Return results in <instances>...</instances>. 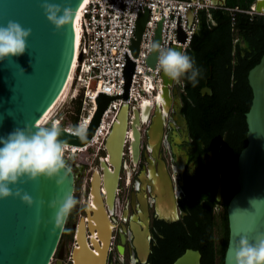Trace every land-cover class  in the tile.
Returning a JSON list of instances; mask_svg holds the SVG:
<instances>
[{
	"label": "flooded vegetation",
	"instance_id": "af4514ba",
	"mask_svg": "<svg viewBox=\"0 0 264 264\" xmlns=\"http://www.w3.org/2000/svg\"><path fill=\"white\" fill-rule=\"evenodd\" d=\"M227 1L214 0L224 10L228 7ZM257 1L253 0L249 10L251 15L264 20L263 7L261 12L252 11ZM182 52L192 57L194 66L200 70L198 83L193 87L187 74L179 83L171 79L170 83L163 84L162 80L159 101L146 106L143 117H138L137 122L133 120L138 132L137 144L134 137L129 150L122 144L117 181L109 205L100 181V201L109 228L105 264H172L187 248L199 251L202 264V251L183 244L198 235L199 243L204 245L205 236L210 232L211 216L213 249L218 251L221 246L226 177L236 169L237 155L246 144L245 113L252 93L247 73L245 85L237 75L244 72V62L250 59L249 47L244 37L234 35L229 54H219L211 60L193 51L190 43ZM228 61L230 66H227ZM156 116L160 119L159 128L153 130ZM101 161L112 170L104 156L93 160L89 172L68 163L74 176L73 194L78 201L67 218L76 217L70 226L73 246L78 222L85 217L87 200L92 197V175L98 173L100 178L103 175ZM210 194L217 203L210 204ZM86 234L93 250L87 227ZM216 257L214 264H217ZM53 258L54 264L56 255Z\"/></svg>",
	"mask_w": 264,
	"mask_h": 264
},
{
	"label": "water",
	"instance_id": "95a60500",
	"mask_svg": "<svg viewBox=\"0 0 264 264\" xmlns=\"http://www.w3.org/2000/svg\"><path fill=\"white\" fill-rule=\"evenodd\" d=\"M49 2L73 8L74 16L69 25L56 29L46 19L41 7L42 0H0V25L13 20L19 22L22 27L31 29V34L27 37L26 51L22 55L0 61V136L2 137H6L15 128H23L25 125L35 130V127L39 126L36 122L55 101L67 80L78 25L75 11L82 0H49ZM261 7L264 8V0H258L252 11L261 12L263 9ZM140 31L141 26L137 29L135 49ZM173 49L181 51L179 47ZM124 58L127 60L122 74L123 93L109 96L99 92L95 97L97 109L86 128L85 139L82 140L74 133L61 128V140L75 145L85 144L96 129L108 101L119 96H128L135 61L129 58L126 51ZM162 80L163 84L171 81L163 72ZM247 81L252 98L245 113L246 144L236 158L237 190L226 205L228 238L223 264H231L229 256L232 253L228 249L230 240L235 245L241 236H246L249 242H254L256 235L264 232V52L258 62L248 70ZM126 112L127 108L124 106L105 144L107 161L112 165V170L105 161H101V165L103 164L116 178L119 171L118 155L122 145V133L126 127ZM134 116L139 117L138 112L134 111ZM153 120L151 128L154 130L159 128L160 119L156 116ZM132 129L137 144L138 132L133 125ZM99 177L98 173H94L90 181L91 200L95 207L90 214L95 219H92L94 226L89 224L88 218L85 222L89 231L94 228V237L97 242L99 240L100 249L92 255L90 253L92 249L88 245L87 249L84 247L82 218H80L75 232L76 244L70 253V264H105L108 233L105 229L101 201L96 197ZM104 177V175L101 177V182L105 191V200L109 205L108 190L112 183L106 185ZM21 180L24 182L9 187L13 191L16 187L22 188L33 198L34 203L29 206L15 196L0 198V264H51L55 255L54 264H62L63 248L59 242L65 223L62 228L53 230L55 209H49L47 203L39 213L37 209L41 199L47 202L56 196L73 193V172L71 170L60 186L56 185L55 179H46L43 176L35 180L21 177ZM217 189L219 198L220 181ZM92 191L95 194H92ZM252 199L257 200L251 205ZM85 210L89 214V211ZM38 217L39 223H37ZM200 256L198 250L187 248L174 259L172 264H200Z\"/></svg>",
	"mask_w": 264,
	"mask_h": 264
},
{
	"label": "built area",
	"instance_id": "2783aa9c",
	"mask_svg": "<svg viewBox=\"0 0 264 264\" xmlns=\"http://www.w3.org/2000/svg\"><path fill=\"white\" fill-rule=\"evenodd\" d=\"M210 8L220 6L215 2L210 4L209 0H86L80 7L75 66L66 98L55 105L40 125L58 124L71 133L81 124L87 128L97 109L95 97L99 92L109 96L123 93L125 51L135 61V68L128 96L108 101L88 142L83 145L67 143V164L72 162L89 172L95 158L104 156L107 159L106 140L124 106L127 112L122 144L124 149H130L134 137V111L142 117L144 108L157 101L162 86L158 53H148L146 45L155 42L163 48L179 47L182 52L196 31L199 12ZM225 9L232 19L238 11L251 14V10L237 6ZM139 26L141 31L135 49ZM66 103L72 104L70 110Z\"/></svg>",
	"mask_w": 264,
	"mask_h": 264
},
{
	"label": "clouds",
	"instance_id": "9594fccd",
	"mask_svg": "<svg viewBox=\"0 0 264 264\" xmlns=\"http://www.w3.org/2000/svg\"><path fill=\"white\" fill-rule=\"evenodd\" d=\"M209 3H214V0H209ZM41 7L46 19L56 29L69 25L74 16L72 7L50 3L49 0H42ZM30 34L31 29L22 27L17 21L8 20L6 24L0 25V61L22 55L27 49V37ZM146 48L148 53H158L159 70L167 77L179 83L181 77L187 74V79L193 87L196 86L200 70L194 66L192 57L173 48H163L155 42L146 45ZM73 133L80 139H85L86 126L79 125L73 129ZM61 134L59 125L52 124L50 127L37 126L35 130L25 125L23 128H15L6 137L0 136V198L15 196L32 206L34 200L27 192L20 187L13 191L9 185L23 183L21 177L35 180L43 176L55 179L58 186L65 182L71 168L65 160L67 143L60 139ZM256 200H250L251 205ZM45 203L49 209H55L54 230L63 227L78 201L72 192L56 196L47 202L41 199L38 202V213ZM39 222L38 217L37 223ZM228 249L232 253L229 256L231 264H264V232L258 233L254 242H249L246 236H241L235 245L230 240Z\"/></svg>",
	"mask_w": 264,
	"mask_h": 264
},
{
	"label": "trees",
	"instance_id": "16d2710c",
	"mask_svg": "<svg viewBox=\"0 0 264 264\" xmlns=\"http://www.w3.org/2000/svg\"><path fill=\"white\" fill-rule=\"evenodd\" d=\"M253 0H228L226 6L235 7L242 10H249ZM208 11V14L207 12ZM201 10L199 12L198 28L193 34L190 40V47L197 53H202L206 59L211 60L213 56L227 53L229 54L232 47V38L234 35L242 36L246 39L249 47L250 59L244 62V72L238 78L242 80V84H246V73L249 68L256 64L260 56L264 52V20L262 17L253 16L245 11H238L234 13V18H231V13L223 8H210L209 10ZM227 60L229 55H227ZM227 66H230L229 61ZM229 74H227V79ZM241 83V82H239ZM77 106L75 111H77ZM75 116L73 115V118ZM244 144V143H243ZM236 169L234 168L232 173H229L226 177V186L223 192L224 200L223 206L226 204L232 194L237 190V182L235 180ZM210 204L217 203L218 201L210 194ZM212 211V210H211ZM209 211L208 213H210ZM209 216V215H208ZM210 217V216H209ZM212 216L209 218L210 232L205 236V244H201L200 236L196 235L195 238L190 241L185 238L186 241L183 246H191L198 248L202 251V264H214L215 255L218 254L219 264H223V256L227 245L228 238V223L227 216L224 209V220L221 246L218 251L213 249L212 244ZM199 229V228H197ZM66 225L63 233H66ZM61 235V237H62ZM204 238V237H203ZM183 248V247H182Z\"/></svg>",
	"mask_w": 264,
	"mask_h": 264
},
{
	"label": "bare ground",
	"instance_id": "6f19581e",
	"mask_svg": "<svg viewBox=\"0 0 264 264\" xmlns=\"http://www.w3.org/2000/svg\"><path fill=\"white\" fill-rule=\"evenodd\" d=\"M86 0H82V2L80 3V5L78 6V9L75 11L77 12L76 13V22L78 24V17H79V14H80V7H82L84 4H85ZM77 43H78V26H77V33H76V38H75V43H74V47H73V57H72V62H71V67H70V71L68 73V76H67V80L66 82L64 83V86L62 87L60 93L58 94L57 98L55 99V101L52 103V105L46 110V112L41 116V118L37 121V124L39 126L43 125L44 122L46 121V119L48 118L51 110L53 109V105L56 103V101L58 100L59 96H61L64 92L67 93V90H68V86H69V83H70V80L72 78V74H73V69H74V66H75V57H76V47H77ZM63 101V100H62ZM159 103V102H158ZM143 117V116H142ZM138 117H136L134 120H136L137 122V119ZM123 123H125V120L123 121ZM41 124V125H40ZM124 130V129H123ZM124 133L125 131H123L122 133V141L121 143H123V139H124ZM75 145V144H73ZM121 149H122V145L120 146V151H119V155H118V164H119V161H120V153H121ZM105 166L102 164V168H104ZM105 171V172H104ZM103 175L105 176L104 179H105V184L108 185L110 183H112V185H110L109 187V190H108V193H109V198H110V203H111V199L113 197V193H114V188H115V183H116V176L113 175V173H111V171H109L106 167H105V170H103ZM102 175V176H103ZM112 178L113 181L110 182V179ZM98 181H97V184H96V197L98 199H100V195H99V188H100V181H101V178H97ZM162 198V197H161ZM166 198V197H165ZM164 199V198H163ZM162 199V200H163ZM92 201L91 200H87V211H89V214L86 213L85 217L82 216V222H81V231H82V240L84 242V247L87 249V245L89 244V242L87 241V238H86V222L85 220L88 218L89 219V224L91 226H94V223H93V220H92V216H91V210H93L95 207L91 204ZM169 203V202H168ZM89 204V206H88ZM91 206V207H90ZM101 209H102V213L104 215V223H105V229L108 233V236H109V228L106 226V213H105V210H104V207L103 205L101 204ZM110 227V226H109ZM94 229V228H93ZM91 228V241L93 243V250L90 252L92 255L95 254V252L97 251V249H100V245L99 243L97 242V240L95 239L94 237V230ZM86 241V242H85ZM107 241H108V237H107ZM89 246V245H88Z\"/></svg>",
	"mask_w": 264,
	"mask_h": 264
},
{
	"label": "rangeland",
	"instance_id": "374dc122",
	"mask_svg": "<svg viewBox=\"0 0 264 264\" xmlns=\"http://www.w3.org/2000/svg\"><path fill=\"white\" fill-rule=\"evenodd\" d=\"M64 98H66V92H64L61 96H59L58 100L56 101V103L53 105V108L55 107V105H57L58 103H60L62 100H64ZM67 105V103H66ZM72 107V104H68L67 105V109L70 110ZM92 194H95L93 191H92ZM93 220H95L94 218H92ZM73 220H76V217L75 219L73 218L72 220L71 219H68L66 222V233H64L60 239V242H59V245L62 246L63 248V264H70V253H71V250H72V247H73V241L72 239L70 238V226H71V223ZM218 239H219V234H218ZM54 262V258L51 262V264H53ZM216 263L219 264V257H218V254H217V257H216Z\"/></svg>",
	"mask_w": 264,
	"mask_h": 264
},
{
	"label": "snow or ice",
	"instance_id": "6c2138e0",
	"mask_svg": "<svg viewBox=\"0 0 264 264\" xmlns=\"http://www.w3.org/2000/svg\"><path fill=\"white\" fill-rule=\"evenodd\" d=\"M157 100L159 101V97H157Z\"/></svg>",
	"mask_w": 264,
	"mask_h": 264
}]
</instances>
